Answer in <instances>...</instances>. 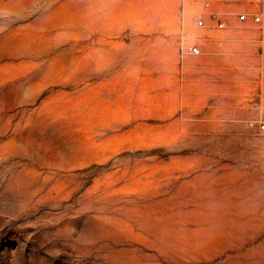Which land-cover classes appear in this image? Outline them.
Returning <instances> with one entry per match:
<instances>
[{
  "label": "rangeland",
  "instance_id": "rangeland-1",
  "mask_svg": "<svg viewBox=\"0 0 264 264\" xmlns=\"http://www.w3.org/2000/svg\"><path fill=\"white\" fill-rule=\"evenodd\" d=\"M0 264H264V0H0Z\"/></svg>",
  "mask_w": 264,
  "mask_h": 264
},
{
  "label": "built area",
  "instance_id": "built-area-1",
  "mask_svg": "<svg viewBox=\"0 0 264 264\" xmlns=\"http://www.w3.org/2000/svg\"><path fill=\"white\" fill-rule=\"evenodd\" d=\"M207 5H209L208 3H207ZM240 19H246V14H241L240 15ZM261 16L260 15H254V17H253V20H254V22H260L261 21ZM218 23H219V26L220 27H223L224 26V23H223V21L222 20H219L218 19ZM200 24L202 25V24H204V21L203 20H200ZM190 52L191 53H194V54H197V53H199L200 52V49L197 47V46H191L190 47Z\"/></svg>",
  "mask_w": 264,
  "mask_h": 264
}]
</instances>
